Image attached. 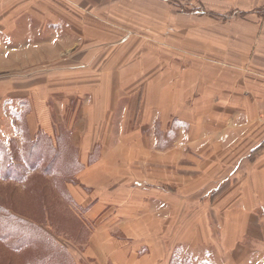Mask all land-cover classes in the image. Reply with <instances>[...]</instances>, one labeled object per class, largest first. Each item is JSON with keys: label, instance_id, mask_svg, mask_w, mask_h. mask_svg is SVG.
Returning a JSON list of instances; mask_svg holds the SVG:
<instances>
[{"label": "crops", "instance_id": "obj_1", "mask_svg": "<svg viewBox=\"0 0 264 264\" xmlns=\"http://www.w3.org/2000/svg\"><path fill=\"white\" fill-rule=\"evenodd\" d=\"M131 2L136 10L146 7L142 0H0V140L20 135L14 106H37L38 129L54 136L42 106L60 98L65 107L94 104V112L78 116L86 122L81 130L77 116L68 125L64 115L54 123L64 122L75 143L81 170L72 195L91 227L89 241L108 264H169L179 226L178 242L188 256L198 250L205 258L213 249L214 258L204 262L258 264L264 256V0H150L151 28L144 36H183V46L156 49L149 69L124 80L131 54L109 52L101 97L93 88L64 93L25 83L32 51L45 59L48 46L62 53L64 36L95 35L96 9L106 27L101 35L121 36ZM162 24L173 30L164 34ZM185 36H197L206 47L195 49ZM116 75L118 88L111 92ZM107 176L112 184L103 182ZM224 219L226 232L229 224L246 225L244 262L236 256L237 238L231 244L226 235L214 241L206 233L209 223L222 232ZM192 229L198 240L189 236ZM225 247L234 262L223 259ZM195 256L193 264H200L201 254Z\"/></svg>", "mask_w": 264, "mask_h": 264}, {"label": "rangeland", "instance_id": "obj_2", "mask_svg": "<svg viewBox=\"0 0 264 264\" xmlns=\"http://www.w3.org/2000/svg\"><path fill=\"white\" fill-rule=\"evenodd\" d=\"M142 2L146 7L141 10H136L133 7V2H131V6L129 7L130 10L127 9L126 11V27L122 31L119 30L122 32L121 36L101 35L102 32H106V27L103 26V19L101 15H99L101 10L96 9L95 24L92 25L96 31L95 35L81 36L77 40L71 38V36H64L62 53L60 54L56 46H48L46 48L48 55L45 59H42V57L35 58L34 56H38L39 52L32 51V73L27 78L29 80L25 83L31 84L32 86L34 85L36 88L37 86L62 88L61 92L64 93L68 92L69 89L79 88L80 90H85L93 88L94 97L97 98L102 96L100 86L103 83V72H101V68L106 58L105 56L110 54L109 52L121 48L126 50L127 54H131V56H127V59L124 58V61L126 59L127 64L131 65V68L122 75L124 80L135 75L138 76L139 72H141V68L149 69L151 61H154L156 49L162 52L172 50L173 47L176 46H183V36H144L146 35L145 31L150 32L147 31V29L151 28V4L150 0H142ZM158 11V16L161 19L167 16L165 9L159 8ZM136 12L137 15L141 13V19L136 17ZM141 22L142 24H140ZM77 27L81 33L86 32V24L83 25L80 23ZM88 27L91 28L90 25ZM159 28L162 29L161 32L164 34L168 29L173 30L167 25H163V27L160 25ZM133 29H135V31ZM185 37V41L194 44V46H191L195 49H204L206 47L198 40L197 36ZM203 38L205 39V37ZM40 55H42V53ZM134 71H136V74L133 73ZM0 76H4V74H0ZM3 80L8 79L3 78ZM111 84L113 86L111 87V92H113L115 88H118L119 84V77L117 75L112 77ZM113 99L114 98L111 97V102H113ZM52 101L53 103L42 106V112L44 111L46 113L47 118L50 119L51 117L53 119V121H51L56 136L62 132H66L65 124L68 125L69 122L71 124L72 120H74V116H77V118H80L78 116L84 118L87 109L93 112L94 109H96L94 104L87 105L86 102L81 103V105L77 103L79 106L72 103L65 107L62 104L64 101L63 98L57 100V104H54L55 100ZM112 107H114V105ZM13 108V112L17 114H15L17 118L22 119L17 122L20 135L17 139H14V142L8 141L6 143L0 140V203L4 202L8 207L12 208L14 212H10L18 219H26L24 221L30 223L33 230L32 232L36 233V237L38 238L40 235L43 239L34 237L32 240L24 242V244H22L23 251L20 253L14 252L0 241V264H27L29 263L27 258H31L54 246H57V248L62 247L63 250L68 252L69 256L66 253V257L63 259L58 260L59 258H53L48 264H108L104 255L92 240L89 241L92 234L91 227L86 224L81 208L76 207L70 197L80 182L77 180V175L81 170V164L78 162L77 157L78 153L71 135H65L64 142L60 139L61 145L57 147L60 149L59 154L50 162V157L46 156L43 148L48 147L50 142H52V145L57 144V139L55 135H48L44 133L41 128L38 129L40 126V121L37 118L38 107L30 108V106H25L23 110L19 109L22 108L21 106H14ZM64 109H66L65 112ZM95 111L96 113L93 115L100 117V113H97V110ZM28 113H35L34 115L32 114V118H34L32 121L26 119ZM62 115L66 117L65 124L64 122L61 123L63 125L55 124L54 121L58 123L57 118H61ZM81 118L75 121L79 129L82 125L85 126L86 124ZM93 123L95 122H92V124ZM23 131H27L28 138L30 136L33 140H36L39 135L41 147L36 151V155L44 156V163L36 165L33 164V162L26 163V161H23V143L26 141V135L24 137ZM45 135L50 136L52 140L45 137ZM3 150L7 154V157L3 156ZM19 156L23 162H18ZM72 157H75V166L72 169L64 168L65 164ZM32 161H34V158H32ZM10 165H16V167H18V169H16L18 174L23 173L21 182H18L12 177H3L5 170L2 168H6ZM20 165L25 167V171L21 170L23 168L20 167ZM46 165H50L48 171L44 170ZM103 171V169H100L98 172L102 174ZM243 171V176H245L246 172L245 170ZM107 177L103 179V182H111L112 184L114 178L112 176ZM16 212L17 214H15ZM78 214H80V216ZM240 219L242 221L244 217ZM193 220H196V218H193L192 221ZM222 224L224 228H222L221 234L215 233L214 227L210 228V223L209 225L207 224L208 231H206V233H208L210 239L214 241H216L219 236L223 238L226 235L227 242L231 244H234L237 238L241 248L236 250V256H238V260L242 259L244 262V253H246L248 247L246 245H248V241H250V238L247 237L249 235L247 234L246 225H242L241 223L237 228L229 224V228L226 232L225 219ZM182 229V226L177 227L170 239L172 243L174 241L176 246L174 255L170 258L169 264H171V262L172 264H193L192 256L195 254L196 259H198L199 253L202 256H200V259H202L200 264H212L210 262H204L203 260H212L214 258L215 252L213 249L209 252L207 251L206 254L208 256L205 258H203L204 253L202 251L198 252V250H196L194 254L191 253L189 256L186 254V249L178 242L183 238ZM188 233L190 237H195V240H198L199 235L194 233L193 229L191 233ZM9 234L10 232H6V235ZM7 239V244L13 242L12 239ZM46 241H50L51 243H47ZM227 242L226 244H228ZM221 253L224 260L227 262H234L232 257L229 258V255H226V253L230 254V250L226 247L223 250L221 249ZM210 255L212 256L209 258ZM258 264H264V256Z\"/></svg>", "mask_w": 264, "mask_h": 264}, {"label": "trees", "instance_id": "obj_3", "mask_svg": "<svg viewBox=\"0 0 264 264\" xmlns=\"http://www.w3.org/2000/svg\"><path fill=\"white\" fill-rule=\"evenodd\" d=\"M66 132H62L61 134H58L56 136L57 139V144H51L52 142H50L49 146L46 148H43L42 150L46 153V156H49L50 158V162L58 156L59 154V150L57 147L61 145L60 143V139L63 140L64 142V137L65 135H68L70 132L68 129L65 130ZM23 135L25 137L26 135V141H24L23 145V161L26 163L30 162L33 164H40V163H44V156H38L37 154V150L40 146V138L39 135L37 136L36 140H33L30 138H28V134L27 131H23ZM45 137H48L50 139V136L45 135ZM28 138V139H27ZM52 140V138L50 139ZM12 142H14V140H11ZM56 145V146H55ZM3 156L7 157V154L5 153V151L3 150ZM78 157V156H77ZM32 158H34V161H32ZM18 161V160H17ZM22 159L19 156V161L18 162H23ZM49 162V164H50ZM78 162L79 161V157H78ZM22 164V163H20ZM27 165V164H26ZM49 166L50 165H46L44 167L45 171L49 170ZM75 166V157L70 158V160L65 164L64 168L66 169H72ZM25 171V167L21 166ZM3 170H5V172L3 173V177H12L15 180H17L18 182L22 181V177H23V173H19L17 172L16 169H18V167H16V165H10L6 168H2ZM71 200L72 202L76 205V207L78 206L77 203L75 202L73 195L71 196ZM10 211H13L12 208L8 207L4 202L0 203V241L3 242L4 244H6L9 248H11V250H13L16 253H20L23 251V247L22 244H24V242L32 240L36 237V233L32 232V227L30 225V223L18 219L15 215H12V213ZM14 212V211H13ZM17 214V212L15 213ZM6 232H10L9 235H6ZM9 236V237H8ZM12 239V243L9 242L8 244L6 243L8 241V239ZM37 239H43V237H40V235L38 236ZM47 242V241H46ZM47 243H51L50 241H48ZM26 244V243H25ZM61 247V246H60ZM66 253L69 256L68 252L66 250H63V248H57V246L55 247H50L42 252H40L39 254H36L34 256H32L31 258H27V261H29V263L27 264H48L49 261L53 260V258H59L58 260L63 259L64 257H66ZM61 263H65V262H61ZM172 264V262H171Z\"/></svg>", "mask_w": 264, "mask_h": 264}]
</instances>
